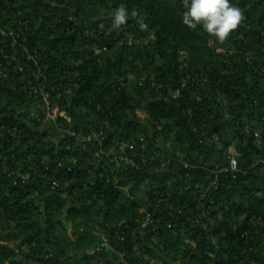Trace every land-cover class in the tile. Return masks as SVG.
Masks as SVG:
<instances>
[{"label": "trees", "instance_id": "trees-1", "mask_svg": "<svg viewBox=\"0 0 264 264\" xmlns=\"http://www.w3.org/2000/svg\"><path fill=\"white\" fill-rule=\"evenodd\" d=\"M230 3L221 45L181 0H0V264H264V0Z\"/></svg>", "mask_w": 264, "mask_h": 264}, {"label": "clouds", "instance_id": "clouds-1", "mask_svg": "<svg viewBox=\"0 0 264 264\" xmlns=\"http://www.w3.org/2000/svg\"><path fill=\"white\" fill-rule=\"evenodd\" d=\"M185 11L182 15V22L187 28L195 31L200 26L209 36L215 37L216 41L223 45L230 35L236 31L244 22L243 10L230 0H181ZM140 31H147L148 24L145 17L138 11L130 13ZM129 11L126 5L121 4L114 10L112 16L111 29L119 30L127 24ZM103 23L99 24L100 29H104Z\"/></svg>", "mask_w": 264, "mask_h": 264}, {"label": "built area", "instance_id": "built-area-1", "mask_svg": "<svg viewBox=\"0 0 264 264\" xmlns=\"http://www.w3.org/2000/svg\"><path fill=\"white\" fill-rule=\"evenodd\" d=\"M34 92L37 93L43 101V104L46 108V114L44 117V122L47 120H53L56 121L59 116H64V112L60 111L58 106H54L51 103V95H50V90L46 88L44 85H40L38 87L33 88ZM177 95V93L175 94ZM85 139V138H84ZM104 138L100 139V143H103ZM102 152V150H101ZM119 160H123L125 163H129L133 166H136V161L132 158H129L128 156L123 154H119L117 157ZM138 167V166H137ZM230 171H236L238 169L237 161L233 158L230 162ZM229 169H223V170H229ZM221 171V169L219 170ZM216 172V170H214Z\"/></svg>", "mask_w": 264, "mask_h": 264}, {"label": "rangeland", "instance_id": "rangeland-1", "mask_svg": "<svg viewBox=\"0 0 264 264\" xmlns=\"http://www.w3.org/2000/svg\"><path fill=\"white\" fill-rule=\"evenodd\" d=\"M55 134L58 136L59 135V133L58 132H55Z\"/></svg>", "mask_w": 264, "mask_h": 264}]
</instances>
